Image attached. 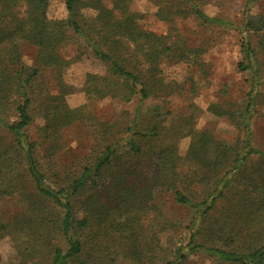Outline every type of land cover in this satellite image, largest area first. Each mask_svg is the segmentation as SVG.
<instances>
[{
    "label": "trees",
    "instance_id": "trees-1",
    "mask_svg": "<svg viewBox=\"0 0 264 264\" xmlns=\"http://www.w3.org/2000/svg\"><path fill=\"white\" fill-rule=\"evenodd\" d=\"M133 1L112 0L108 9L102 0H62L65 19H52L51 0H0V200L16 197L25 209L0 222V240L13 241L10 264H191L198 255L264 264V147L251 127L264 55V15L250 13L259 0L244 1L238 22L206 15L207 0H146L168 27L161 34L140 24ZM190 19L240 37L237 68L249 76L248 92L240 110L212 106L235 131L229 142L195 131L196 107L170 110L183 85L166 82L161 66L188 65L194 75L204 67L203 49L176 27ZM23 44L36 50L33 66L22 61ZM66 46L72 60L61 55ZM85 59L102 73L85 75L86 104L70 108L64 74ZM113 103L132 109L104 115ZM36 119L42 126L31 135ZM73 125L90 146L76 166L50 175L43 166L65 148L62 134ZM166 198L182 219L167 216ZM165 233L181 236L163 246Z\"/></svg>",
    "mask_w": 264,
    "mask_h": 264
},
{
    "label": "rangeland",
    "instance_id": "rangeland-1",
    "mask_svg": "<svg viewBox=\"0 0 264 264\" xmlns=\"http://www.w3.org/2000/svg\"><path fill=\"white\" fill-rule=\"evenodd\" d=\"M112 0H102L104 6L112 8ZM245 0H207L202 11L210 17H223L238 22ZM131 9L142 16L140 24L155 33H165L166 24L154 18L155 9L146 0H134ZM251 15H264V0H259L251 9ZM52 19H65V10L62 0H51L48 11ZM179 33L185 36L191 47H201L203 54L201 60L204 63L202 71H197L195 75L190 72L188 65H168L161 66V76L166 82L174 81L183 85L184 93L176 96L171 103L173 116L187 115L188 107L191 105L198 109L195 120V131L211 132L218 139L231 141L235 136V131L229 123L228 118L216 116L212 112V106L220 105L226 109L230 106L233 110H240L244 97L248 92L249 76L238 70L237 66L242 62L240 54V37L234 31H227L217 27H198L197 23L190 19L186 21H176ZM255 44V38L252 37ZM254 46V45H252ZM23 63L30 67L34 64L36 50L23 44L20 47ZM61 55L66 60H72L75 56L72 47H64ZM259 62H263L260 69L262 84L259 87V95L255 107L256 114L252 119L251 127L255 144L264 147V55L258 56ZM102 69L93 60L84 61L72 65L64 74V81L71 88V93L66 97V103L70 108H77L86 104L81 85L87 74H100ZM46 85L51 93H55L56 82L52 72L45 73ZM190 78L192 79L190 81ZM167 106V105H165ZM169 107V108H170ZM220 107V108H221ZM219 108V107H217ZM222 108V109H223ZM131 105L113 103L106 110L105 114L114 116L121 110H131ZM94 112L99 113L100 108L92 107ZM211 110V111H210ZM216 110V109H215ZM220 113V112H219ZM42 126V121L36 119L30 127L28 133L35 135L37 128ZM63 146L65 148L58 152L44 167L50 175L62 173L65 168L76 166L90 146V140L86 136L85 130L78 125H73L62 134ZM189 137L178 141V152L181 157L186 153L189 146ZM25 212L19 199L16 197H4L0 200V222L12 223L19 215ZM165 213L172 220L182 219V212L170 204V200H165ZM181 235L174 236L165 233L160 237L163 246H169L177 241ZM15 250L10 237L0 240V264H10L14 262ZM191 264H212L207 258L194 256Z\"/></svg>",
    "mask_w": 264,
    "mask_h": 264
}]
</instances>
